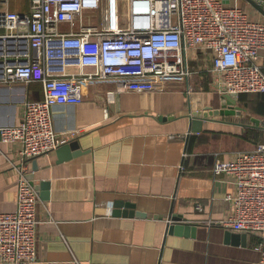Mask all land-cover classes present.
Masks as SVG:
<instances>
[{
	"label": "crops",
	"instance_id": "obj_1",
	"mask_svg": "<svg viewBox=\"0 0 264 264\" xmlns=\"http://www.w3.org/2000/svg\"><path fill=\"white\" fill-rule=\"evenodd\" d=\"M222 1L257 12L245 0ZM257 1L264 7V0ZM7 9L29 11L13 10L11 2L1 8ZM101 21L98 13H85L84 23ZM61 30L68 32L70 26ZM203 58L200 54L191 62L195 75L189 79L97 82L85 87L82 104L54 108L62 146L76 147L69 146V159H60L61 146L28 164L39 186L33 264L260 262L258 236L220 225L232 213L226 196L235 186L231 176L216 178L213 168L253 150L261 143H255L254 129L263 130L238 121L242 110L235 109L209 116L202 131L193 132L191 116L222 108V95L207 72L210 63ZM259 63L264 70V53ZM81 72L77 66L67 69L71 75ZM42 99L39 83L0 82V128L18 125L25 103ZM20 150L19 144H5L0 137V213L17 210V175L11 163L21 164ZM42 183L48 188L42 190ZM171 216L185 221L188 232L183 228L170 234Z\"/></svg>",
	"mask_w": 264,
	"mask_h": 264
},
{
	"label": "built area",
	"instance_id": "obj_2",
	"mask_svg": "<svg viewBox=\"0 0 264 264\" xmlns=\"http://www.w3.org/2000/svg\"><path fill=\"white\" fill-rule=\"evenodd\" d=\"M10 2L0 0V82L39 83L43 99L25 103L18 125L0 128L1 142L21 147V164L11 163L17 210L0 213V264L37 260L39 195L28 164L65 143L56 134L53 110L82 104L86 86L189 79L195 75L191 62L201 54L219 94L264 95V21L222 0H30L27 13L2 11ZM87 12L102 21L84 23ZM64 24L68 32L61 30ZM75 66L82 72L67 73ZM109 98L114 101L113 94ZM213 174L231 176L235 186L226 196L232 213L220 225L258 236V264H264V141L216 162Z\"/></svg>",
	"mask_w": 264,
	"mask_h": 264
},
{
	"label": "water",
	"instance_id": "obj_3",
	"mask_svg": "<svg viewBox=\"0 0 264 264\" xmlns=\"http://www.w3.org/2000/svg\"><path fill=\"white\" fill-rule=\"evenodd\" d=\"M247 1L260 15H262L264 17V7L262 6L261 2H258L257 0H245ZM238 96L236 95H222L221 96V100H222V108L221 110H217L214 111L211 108L206 109V112H208L209 114H207L205 112V114L203 115H195V116H191V120H192V129L194 133H199L202 131V127H203V123L204 121H208L209 116H218V115H226L229 113V111H235V109L238 111V113H240L241 109L237 106L238 103ZM258 123V121H257ZM69 146H71L72 148H75L76 145H65L61 147V151H60V159L64 160V159H69L70 154H69ZM77 155V154H75ZM32 185L34 186L35 190L37 191V193H39V186L35 184L34 182V177L31 175L29 176ZM40 188L42 190L48 188V184L46 183H42L40 184ZM46 199V198H44ZM128 209V208H127ZM134 213V212H133ZM132 212L130 214H126V212L122 213L123 215H136L138 217H145L144 214H133ZM115 215H120V212H115ZM185 221H182L181 218L177 217V216H171L169 218V233L170 234H174L176 232H180L183 230V228H185L186 232H188L189 228L188 226H186ZM185 225V226H182Z\"/></svg>",
	"mask_w": 264,
	"mask_h": 264
},
{
	"label": "rangeland",
	"instance_id": "obj_4",
	"mask_svg": "<svg viewBox=\"0 0 264 264\" xmlns=\"http://www.w3.org/2000/svg\"><path fill=\"white\" fill-rule=\"evenodd\" d=\"M11 6L13 10L26 11L29 7V2L28 0H12ZM250 14L253 20H260L261 22L264 21V17L258 12H252ZM237 104L242 110V115L240 118H238V121L248 125H252L254 127H258L260 129L264 128V95H242L241 97H239ZM253 136L255 138V143L264 141V131L262 132L259 129H254Z\"/></svg>",
	"mask_w": 264,
	"mask_h": 264
},
{
	"label": "trees",
	"instance_id": "obj_5",
	"mask_svg": "<svg viewBox=\"0 0 264 264\" xmlns=\"http://www.w3.org/2000/svg\"><path fill=\"white\" fill-rule=\"evenodd\" d=\"M244 95H247V94H244ZM257 95H263V94H257ZM242 95H240V97H241Z\"/></svg>",
	"mask_w": 264,
	"mask_h": 264
}]
</instances>
